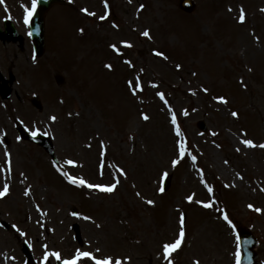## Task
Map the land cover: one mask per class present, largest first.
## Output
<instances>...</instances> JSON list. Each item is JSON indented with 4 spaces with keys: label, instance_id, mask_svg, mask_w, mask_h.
<instances>
[{
    "label": "rangeland",
    "instance_id": "rangeland-1",
    "mask_svg": "<svg viewBox=\"0 0 264 264\" xmlns=\"http://www.w3.org/2000/svg\"><path fill=\"white\" fill-rule=\"evenodd\" d=\"M197 1L196 14L203 21L194 14V18L186 17L192 21L188 24L175 11L178 0H107V4L105 0H68V4L51 10L46 22V53L38 60L33 57V67L26 69L32 50L23 34H28L32 0H4L3 4L0 0V19L11 16L23 36V42L13 43L12 132L7 131L10 117L7 120L3 112L10 108L11 98L0 97V182L5 178L0 190L7 184L6 195L11 193L0 202V220L12 224L9 229L0 227V264L25 262L22 241L30 244L37 264L56 260L49 256L45 261V252H60L61 259H72L78 249L99 258L111 256L124 264H160L158 257L166 260L162 244L172 239H167L168 234L177 231L179 215L188 225L186 264H233L239 249L231 244L230 230L236 236L237 228L248 227L261 239L259 251L264 262V148L258 146L264 144V131L257 125L251 127L246 120L248 113V118H258L264 124L257 115L260 110L264 112V25L254 27L247 19V35L225 21L231 18L227 6L237 10L236 0ZM244 3L255 8L256 0ZM170 5L173 11L168 10ZM243 12L249 17L256 13ZM254 19L255 25L264 23L262 14ZM256 28L255 45L251 34ZM80 29L86 33L78 34ZM146 30L150 32L147 37L142 35ZM169 30H182L181 38ZM192 30L206 32L204 38H211L207 39L208 46L222 62L226 59L237 77L226 79L220 66L208 74L211 66L204 56L201 65L195 60H180L188 56L185 47L191 45ZM217 30H225L220 39L212 38ZM178 40L185 47L173 44ZM125 41L131 43L129 49ZM109 44L120 49L131 73L119 58L112 57L114 49H109ZM10 54L5 51L0 59L7 76L12 66ZM244 60L246 66L242 65ZM105 62L112 64L114 71L106 70ZM58 75L65 80L63 86L56 81ZM238 78L249 84L252 98L245 95L240 100L227 89ZM136 84L143 90L137 88L134 94L131 89ZM201 85L209 88V95L203 94L205 87ZM158 92L164 93L163 99ZM36 94L42 110L30 103ZM217 97H225L227 103ZM250 100L245 112L241 105ZM235 110L240 116H232ZM145 114L149 119L143 118ZM52 116L57 119L53 121ZM200 119L208 126L206 134L196 128ZM14 121L53 138L60 161L59 169L54 170L59 174L63 170L61 174L82 177L93 184L110 185L118 179L116 190L89 192L68 178L67 184L52 170L45 151L19 139ZM4 134L11 143L5 142ZM244 139L253 140L257 146L244 145ZM180 141L193 149L195 161L178 157ZM5 151L11 157V171L9 161H3ZM69 159L76 162L75 167L67 163ZM175 159L180 163L173 167ZM208 175L218 185V195L209 191ZM164 176L171 182L167 192L159 190ZM221 184L231 188L223 192L226 197ZM189 195L192 201L186 199ZM147 200L156 202L154 210H147ZM250 204L253 212L249 211ZM226 206L232 224L221 217ZM73 207L80 210L78 216H73ZM80 264L95 262L83 259Z\"/></svg>",
    "mask_w": 264,
    "mask_h": 264
},
{
    "label": "snow or ice",
    "instance_id": "snow-or-ice-1",
    "mask_svg": "<svg viewBox=\"0 0 264 264\" xmlns=\"http://www.w3.org/2000/svg\"><path fill=\"white\" fill-rule=\"evenodd\" d=\"M37 3H38V0H32V3H31V8L28 10V16H31L32 13L36 10V6H37ZM105 4H107V0H105ZM144 6L141 5V8H143ZM84 12H88L89 10L87 8L83 9ZM91 15H95V13H90ZM105 17L101 16L100 19H104ZM239 19L241 21H244L245 19V15L243 13V9H241V14H240V17ZM81 32H83V29H80ZM31 34V33H30ZM142 35H144L145 37L149 36L150 35V32L149 31H144L142 33ZM126 46L128 47H131V43L130 42H123ZM111 47L116 51V52H120V49L115 45H111ZM157 55H160V56H164L165 54L163 52H157ZM128 64L131 65V61H127ZM106 67L108 69H112L113 68V65L112 64H107ZM181 67L180 65H177V68ZM129 84H132L131 81H129ZM140 88L141 91L143 90L142 88V85H135L132 87V92L135 94L136 92V89L137 88ZM203 91L207 92L208 89L207 88H204ZM158 96H160L162 99L164 97V93L162 92H158L157 93ZM218 100L224 102V103H227V100L225 97H217ZM187 114V113H185ZM71 115V114H70ZM232 116L236 117L238 116V113L236 112H232ZM143 118L145 120L149 119V117L145 114L143 116ZM51 119L53 121H55L57 119L56 116H52ZM173 123H175V114H173ZM177 133H179V128L177 127ZM35 134V133H34ZM242 143L246 146H249V147H255L257 145H255L254 141L253 140H250V139H244L242 141ZM259 147L261 148H264V144H261V145H258ZM239 151V149H237ZM187 151L186 149V146H185V142L184 141H180L179 142V145H178V154L179 156H183L185 154V152ZM102 155L104 154L103 152L101 153ZM192 160H196L197 157L196 156H192L191 157ZM67 163L69 165H75L76 162L72 159H69L67 161ZM172 166L175 167L177 164L180 163V160L179 159H175L173 160L172 162ZM8 170L11 171V161L9 159V162H8ZM121 172H123L124 170L123 169H120ZM64 175L73 183V184H78V185H82V186H86L87 188L89 189H97L101 192H106V193H112L114 190H116L117 188V185L119 184V180L117 179L114 183H111L110 185H105V184H93V183H90L89 181L85 180L84 178H77L75 176H71L69 175L68 173H64ZM126 175V173H125ZM163 175H167V173H163ZM161 192L164 191L163 188H160L159 189ZM209 191H211V189H209ZM9 192V186L7 184H5L3 186V189L0 190V197H3L5 196L7 193ZM27 194V193H26ZM139 195V193H138ZM188 201H192L193 200V196L192 195H189L187 198H186ZM147 203L149 205H152L154 204L155 202L153 200H147ZM249 208H253L254 206L253 205H248ZM257 212L261 211V209L259 208H256L255 209ZM85 219H91L90 217H85ZM224 219L228 221L229 224H232L233 222L231 220H229L228 216L225 214L224 216ZM180 224H181V229H180V232H179V238L176 239V241L174 243H167V244H164L163 245V251L166 255H170L172 251L178 249L180 246H181V243L184 239V236H185V231H184V228H183V224H184V217L181 216L180 218ZM233 227H235V225L233 224ZM46 247V246H45ZM97 253L100 252V249H97L96 250ZM239 255V254H238ZM49 256H52L54 257L56 260H61V253L60 252H45L44 254V260L47 261ZM83 259H88V260H91V261H94L95 264H122V262L120 260H116V261H113V258L111 256H108V257H105V258H99L95 253L93 252H90V251H82V250H77L74 254V257L72 259H63V264H80V262L83 260ZM130 259V258H129ZM170 264H171V261H170ZM198 264V262H197Z\"/></svg>",
    "mask_w": 264,
    "mask_h": 264
}]
</instances>
